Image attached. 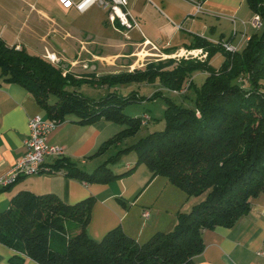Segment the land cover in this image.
Instances as JSON below:
<instances>
[{"label": "trees", "instance_id": "16d2710c", "mask_svg": "<svg viewBox=\"0 0 264 264\" xmlns=\"http://www.w3.org/2000/svg\"><path fill=\"white\" fill-rule=\"evenodd\" d=\"M247 4L264 22V0H247ZM202 48L208 52L203 62L167 59L131 73L101 77L110 84L159 80L170 92L186 85L194 93L189 97L191 107L165 97L164 129L122 149V142L135 136L143 116H148L130 117L123 111L129 104L144 101L143 96L112 92L90 99L76 87L88 79L63 76V68L23 48L10 47L0 38L1 79L21 84L49 119L60 124L75 117L81 125L105 119L125 126L91 156L117 148L91 172L62 157L52 173L87 184H111L143 163L152 173L151 179L159 176L169 181L189 199L205 196L189 212L176 215V226L170 232L157 231L139 244L121 226L107 232L101 241L87 235L93 196L70 205L54 193L24 191L14 195L11 206L0 212V241L38 264H194V258L205 249L204 231L235 225L250 210L251 199L264 192V30L255 33L242 52H227L203 37H194L187 45V49ZM216 51L224 53V62L213 69L208 60ZM196 72L206 74L198 84L193 79ZM159 96L155 92L149 100ZM127 152L137 156L136 163L121 174L115 172ZM23 257L17 256L14 263L21 264Z\"/></svg>", "mask_w": 264, "mask_h": 264}, {"label": "crops", "instance_id": "0c3cea01", "mask_svg": "<svg viewBox=\"0 0 264 264\" xmlns=\"http://www.w3.org/2000/svg\"><path fill=\"white\" fill-rule=\"evenodd\" d=\"M56 1L55 9L61 14L68 15L71 10L77 12L74 7L63 9ZM72 1L78 3L81 0ZM39 3L38 0H0L1 40L48 62L50 54L54 58L51 65L60 66L66 74L79 79L82 77L76 75L78 73L96 72V76L103 78L143 69L149 62L145 58L151 56L145 49L151 45L159 50L155 51L156 55L171 56L187 49L194 37H203L212 44L224 41L236 45L240 51L257 33V29L243 23L252 14L247 0H201V13L191 0H130L127 9L138 27L128 31L126 41L119 44L113 43L111 38L95 39L88 34H83V39H76L56 21L52 9L40 7ZM104 25L118 32L126 30L119 25L115 27L108 20ZM132 34L141 39L134 40ZM142 45L147 46L143 51H136ZM223 54H220L222 63ZM116 63H126V66ZM120 67L130 70L121 72L118 71ZM205 76V72L193 74L194 81ZM45 113L35 96L21 84L4 82L0 77L1 179L10 173L25 152L29 119L38 114L47 120ZM106 122L101 119L95 124L81 125L75 117H69L50 132L47 144L65 146L63 157L91 172L98 166L99 157L91 156L99 151L104 141L117 133ZM46 160L45 167L49 169L57 159L49 157ZM134 163L135 160L128 161L118 173H123ZM151 175L149 169L139 165L134 173L111 184H87L63 173L25 176L12 183L9 189L3 190L0 186V212L11 206L14 195L24 191L35 195L54 193L70 205L93 196L95 203L91 207L87 235L101 241L107 232L121 226L126 235L141 244L157 231L170 232L176 226V215L186 208L191 209L188 205L191 199L186 193L159 176L151 179ZM250 204V210L232 227L204 231L202 242L205 249L194 258V264H264V192L251 199ZM145 212L149 213L148 217H142ZM17 256L23 257L0 241V264H15L13 259ZM23 258L21 264H38L29 257Z\"/></svg>", "mask_w": 264, "mask_h": 264}, {"label": "rangeland", "instance_id": "374dc122", "mask_svg": "<svg viewBox=\"0 0 264 264\" xmlns=\"http://www.w3.org/2000/svg\"><path fill=\"white\" fill-rule=\"evenodd\" d=\"M39 6L42 7L44 6L45 8L52 9L54 17L57 19L56 21L60 23L61 27L64 28L66 31L70 32L73 37L76 39H83L84 35L83 34H88L90 37H94L95 39L98 38L101 40L106 39V38H111L113 39V43L119 44L123 41H126V36L128 33V30H124L122 32L115 31L113 27L111 26H105L104 21L108 19L107 13L102 11L99 7V5L95 4V6H92L85 12H82V14L75 12L74 10H71L68 15L61 14V12L58 11V9H55L57 1L56 0H38ZM56 10V11H54ZM251 16L249 19H246L243 23L245 25H250L252 28L254 27V17H256V13L251 11ZM243 21V20H242ZM256 29V28H253ZM264 30V22L262 23V26L257 28V33H262ZM63 35V34H62ZM134 40H140L141 38H138V36L132 34L131 35ZM237 41H235L234 44H236ZM231 45V44H230ZM160 48V45H157ZM233 46L237 51L236 52H242V50L239 51V48H237L236 45H231ZM141 47L138 48L136 51H141ZM150 53H154L155 50H150V48L145 49ZM143 51V50H142ZM155 55L157 54L156 52L154 53ZM220 51H216L215 54L211 55L209 58V65L215 69L220 67L222 64L221 58H220ZM151 55L145 59H147L148 64L150 62H155L156 64L159 63V61L167 60L168 57H163L161 54L158 55ZM168 55V54H167ZM142 57V56H141ZM151 58V59H150ZM150 59V60H149ZM202 60H199V58H194V56L188 58V59H182V58H176L172 59L174 62H179V61H189V60H194V61H205L208 59L205 57L204 59L201 58ZM136 60V58H134ZM169 60V59H168ZM141 63V62H139ZM147 64L146 62H144ZM117 64V63H116ZM126 63L123 65L119 66H124ZM126 66V65H125ZM60 67V66H59ZM137 67V66H136ZM146 67V66H145ZM143 67V69L145 68ZM62 68V67H61ZM129 68H122L120 67L118 71L123 72L124 70H128ZM130 70V69H129ZM197 73V72H196ZM76 75H79L82 77V79H88L90 81H83L79 85H76L77 89L79 92H81L84 96L91 97L90 99H99V97H105L108 94L112 92H117V94L125 96L127 94H131L133 92H136L137 94L143 96L145 98L144 101L138 102L136 104H129L126 106V109L123 111L124 115H129L130 117H139L143 116L144 114H148L152 118V121L148 122L146 125H142L140 128V131L135 135V136H129L125 141L122 143V149L127 148V146L134 145L136 144L137 141L140 140V138L145 137L152 133L155 130L162 131L164 129V109L166 108V102L164 100L165 97H169L171 100L175 102H183L186 107H191L192 102L189 100V97L193 96V90H187L185 93H181L178 91V93L170 92L169 89L163 88L160 84V81H154L151 83H146V82H133V83H108L107 81H103L102 78L98 75L96 76V72H88L85 74L78 73ZM78 81L81 80L79 78H76ZM194 79V78H193ZM203 80L201 77H197L195 80V83H200ZM187 86H184V89ZM72 90V89H71ZM160 93L161 96L152 98V100H149V98L154 94V93ZM73 118V117H71ZM107 125H109L112 128L116 129V132L122 131L125 126L119 125L118 123L115 122H106ZM117 150L116 147L113 149H110L106 153L102 154L101 156L98 157V163L96 164H102L105 160L109 158L110 155H113L115 151ZM137 156L133 152H127V154L124 155L123 159L121 160L120 165L116 166L114 169L115 172H118L119 170H123V166L125 163H128V161H136ZM141 168H146L145 164L141 163ZM205 199V196H195L192 197L191 200L188 202V205L192 209V206L197 203L201 202L202 200ZM191 209H187L185 211H190Z\"/></svg>", "mask_w": 264, "mask_h": 264}, {"label": "built area", "instance_id": "2783aa9c", "mask_svg": "<svg viewBox=\"0 0 264 264\" xmlns=\"http://www.w3.org/2000/svg\"><path fill=\"white\" fill-rule=\"evenodd\" d=\"M63 9H69L74 7V9L78 13H82L95 4L99 5L100 8L107 13L108 22L112 25H119L120 27L125 28L130 31L138 27L136 19H134L133 15L128 11L127 6L129 5L130 0H81L78 3H75L72 0H58ZM196 5V9H198V13H201V0H191ZM254 19V27L258 28L262 26L263 21L260 19L258 14ZM235 22V21H234ZM221 47H223L227 52L236 53V49L231 46L229 43L227 44L224 41H218ZM147 45H142V49L144 50ZM150 50H155L159 52L154 46H150ZM151 55H155L154 53H150ZM207 51L203 48L201 50L194 49H185L182 51H177L174 55L163 54L162 56L168 57V59H188L192 56L194 58L207 57ZM156 56V55H155ZM50 62L54 63V58L50 54H48ZM204 61V60H203ZM201 61V62H203ZM65 72L63 76H65ZM187 88V87H186ZM188 89V88H187ZM187 89H182L179 92L185 93ZM178 93V92H174ZM150 120L149 116H143V121L141 122L143 125H146ZM59 124L56 121H52L51 119L43 120L38 114L34 115L31 119H29V127H28V137L24 140L25 152L22 154V157L18 160V163L15 167L10 170V173L7 174L6 177L0 178V186L1 188L10 187L12 183H15L20 178L25 176L31 177L36 176L38 174H49L52 173V169H47L46 159L49 157H53L54 159L62 158L66 152L65 146H52V144H47L48 136L51 131L55 129ZM149 213L145 212L142 217H148Z\"/></svg>", "mask_w": 264, "mask_h": 264}]
</instances>
